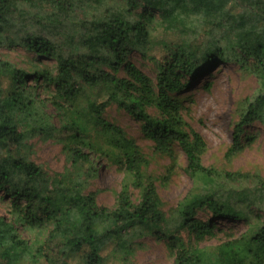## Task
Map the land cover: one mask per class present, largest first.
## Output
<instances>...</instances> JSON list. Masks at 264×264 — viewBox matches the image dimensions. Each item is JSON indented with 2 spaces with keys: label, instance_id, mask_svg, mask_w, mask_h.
Returning <instances> with one entry per match:
<instances>
[{
  "label": "trees",
  "instance_id": "16d2710c",
  "mask_svg": "<svg viewBox=\"0 0 264 264\" xmlns=\"http://www.w3.org/2000/svg\"><path fill=\"white\" fill-rule=\"evenodd\" d=\"M157 30L175 42L155 59ZM0 45L34 55L27 69L0 59V264H106L111 241L122 263L147 233L165 240L173 264H264V176L204 165L206 142L175 97L211 67L236 66L255 87L235 106L223 157L251 143L245 127H264V0H0ZM134 54L152 60L154 79ZM110 106L141 122L168 173L177 150L185 155L192 186L168 213L149 159L105 117ZM35 137L56 139L69 166L36 164ZM111 166L123 177L107 207L90 186ZM219 234L226 239L199 246Z\"/></svg>",
  "mask_w": 264,
  "mask_h": 264
},
{
  "label": "rangeland",
  "instance_id": "374dc122",
  "mask_svg": "<svg viewBox=\"0 0 264 264\" xmlns=\"http://www.w3.org/2000/svg\"><path fill=\"white\" fill-rule=\"evenodd\" d=\"M173 42H175L174 37L157 30L152 35V45L148 56L160 58L165 53L163 44ZM33 58V54L20 48L9 49L0 45V59L7 60L17 67L27 69L29 61ZM132 58L137 67L154 79L152 60L141 59L137 54H134ZM36 61L35 58L33 62ZM44 63L52 66L51 61H44ZM191 81L189 87L175 94V97L184 98L183 118L206 142V152L202 156L203 164L217 169L225 168L228 171L256 170L264 176V127L259 123L245 127V134L252 136L253 139L240 154L229 161L223 157L232 141L235 106L252 93L255 80L251 76L242 74L236 66L221 64L211 67ZM49 111L52 112L50 106ZM105 117L119 125L129 137L133 138L149 159L148 171L156 178V189L163 201V210L168 213L169 209L173 208L192 186L191 180L184 172L185 155L179 149L177 150V165L168 173L169 159L153 153V143L141 133V122L134 120L115 106L106 109ZM31 143L33 145L32 159L43 169L56 173L62 172L69 166L61 144L56 139L35 137ZM122 177L123 174L112 166L100 169V177L90 186V190L96 192L99 205L107 207L114 205L115 194L120 189ZM133 195L136 198L137 191H134ZM3 207L0 201V215L5 214ZM196 216L203 218L202 213H197ZM212 221H215L218 226H229L235 223L230 219H213ZM236 226L235 232L244 228L241 222ZM134 229L138 232V227ZM225 239L224 235L219 234L200 241L199 246H213ZM131 243L133 252L128 255V261L121 263L118 261V255L111 251L115 241L109 242L102 250L106 264H173V258L167 252L165 240L156 234H142L135 237Z\"/></svg>",
  "mask_w": 264,
  "mask_h": 264
}]
</instances>
